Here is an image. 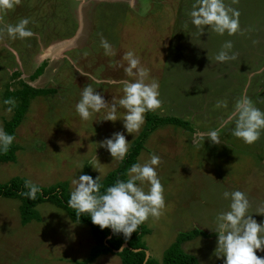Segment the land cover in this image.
<instances>
[{
    "label": "rangeland",
    "instance_id": "374dc122",
    "mask_svg": "<svg viewBox=\"0 0 264 264\" xmlns=\"http://www.w3.org/2000/svg\"><path fill=\"white\" fill-rule=\"evenodd\" d=\"M224 2L240 11L241 31L233 36L211 30L200 35L190 16L196 0H19L13 9L0 11V28L26 17L34 33L25 40L0 34V126L14 114V108L11 114L5 111L8 90L24 82L47 91L31 100L16 128L15 161L0 162V183L14 177L42 187L66 182L70 193L76 175L87 171L103 180L115 170L120 160L97 144L122 132L131 146L146 119L138 133L128 134L122 120H102L107 109L82 120L75 104L86 85L109 104L113 97L118 100L123 95L119 81L135 79L121 66H127L125 53L133 51L149 71L145 82L155 79L160 85L162 104L153 113L185 119L192 128L158 126L138 155L141 164L150 154L160 156L157 173L165 199L160 217L145 221L149 232L143 240L152 258L161 260L179 233L198 228L212 236H197L183 244L184 250L199 264H223L214 254L215 217L230 203L222 193L244 192L253 218L264 220L255 213L264 205V134L245 144L231 134L234 121L228 119L245 94L264 111V0ZM145 7L148 12L140 15ZM102 37L113 45L114 56L104 54ZM226 40L232 41L236 59L218 63L214 56ZM42 63V73L34 77ZM124 111L118 108V119ZM214 129L220 130V143L205 139L202 144L201 135ZM19 205L18 199L0 198V264H81L89 257L95 245L89 225L73 221L52 200L35 207L40 220L22 224ZM87 264L121 260L109 253Z\"/></svg>",
    "mask_w": 264,
    "mask_h": 264
},
{
    "label": "clouds",
    "instance_id": "9594fccd",
    "mask_svg": "<svg viewBox=\"0 0 264 264\" xmlns=\"http://www.w3.org/2000/svg\"><path fill=\"white\" fill-rule=\"evenodd\" d=\"M16 3H19V0H0V11L11 10ZM147 12L148 8L145 7L140 15ZM190 16L191 23L200 35L206 30L220 36L225 34L233 36L241 31L240 11L226 6L224 0H196ZM29 23V18H21L14 25L9 24L6 28H0V34L6 32L11 40L31 38L34 33L28 27ZM100 44L106 56L116 54L113 45L106 38L102 37ZM232 49V41L226 40L214 56L215 61L226 63L235 60L236 54ZM123 59L127 61V66L121 65L126 76L135 77L134 80L119 81L123 85V95L118 100L113 97L112 103L109 104L100 92L91 85H86L80 92L75 111L82 120H89L93 114L107 109L102 120L112 122L122 120L125 132L132 134L140 131L145 123L146 113L159 109L162 101L159 82L155 79L149 83L145 82L149 71L141 66L139 57L133 51H128ZM77 71L88 79L93 78L79 68ZM110 82L117 83L115 80ZM4 104L8 105L5 111L11 114L15 100L9 98ZM118 108L125 110L122 119H118ZM228 119L234 121L231 134L245 144L255 143L264 134V111L257 108L246 94L235 102ZM14 139V135L0 126V154L8 152ZM200 139L202 144L205 139L212 144H219L220 130H211L206 137L201 135ZM97 145L105 149L111 158L121 161L125 159L130 147L122 132L112 133ZM160 162L159 155L150 154V158L143 164L134 163L127 169L126 180L117 179L107 187L101 183L100 175L95 178L88 174L76 175L71 180L74 187L69 193L67 205L74 210L77 217L88 215L93 225L99 226L101 230L108 228L113 234H123L127 240L149 217L159 218L165 207L164 187L157 173ZM84 167L80 165L79 169L82 170ZM25 188L28 190L20 194L30 200H35L37 194L42 192L41 187L30 180L25 181ZM222 196L230 203L228 210L217 213L215 217L214 232L217 235L215 256L218 259L222 258L223 264H264V257H258L256 254L264 252V220L257 223L253 218V212L249 211V198L244 192L226 190ZM255 213L264 216V205L259 206Z\"/></svg>",
    "mask_w": 264,
    "mask_h": 264
},
{
    "label": "trees",
    "instance_id": "16d2710c",
    "mask_svg": "<svg viewBox=\"0 0 264 264\" xmlns=\"http://www.w3.org/2000/svg\"><path fill=\"white\" fill-rule=\"evenodd\" d=\"M68 34L69 33L65 36H68ZM44 66L45 63H42V65L35 69L32 75L34 77L39 76L42 73ZM21 85L22 86L16 90L7 91V98L15 100V107L13 116L5 121L4 129L6 132L14 136L16 134V128L21 124L28 111L31 100L39 95L47 93L44 89L35 88L24 82H21ZM168 124L192 130L189 121L185 119L183 120L177 116H160L153 112L146 113L145 126L139 136L132 142L125 159L122 161L120 160L118 167L109 172L107 176L101 180V183L107 187L113 184L117 179L126 180L128 178L127 169L132 164L137 163L138 155L143 149L144 142L149 134L158 126ZM17 149L18 147L13 141L8 152L0 154V162L5 163L15 161V151ZM84 174L91 175L87 171H84ZM91 176L95 178V176ZM25 181H27L25 178L14 177L6 183H0V198H15L20 200L19 209L22 224L29 223L31 220H40V216L35 210V207L45 200H52L54 203L64 208L73 221L89 225L95 239V245L92 248L89 257L81 262V264L90 263L103 254L113 253V250L118 249L124 242H127L128 247L124 248L120 253H117L120 257L121 264H199L198 259L194 255L186 253L183 250L182 244L197 236H212L201 229L181 232L164 250L161 261H157L149 256L146 262H144L145 252L148 248L143 237L149 232L145 222L131 234L130 238L125 240L123 234H113L108 228L101 230L99 226L93 225L88 215L77 217L74 210L67 205L69 193L66 182H61L49 187L40 186L42 192L37 194L35 200H30L26 196L20 194L21 192H26L28 190L25 188ZM101 191H103V188ZM108 236H110V238H108ZM136 249L138 250L135 251Z\"/></svg>",
    "mask_w": 264,
    "mask_h": 264
},
{
    "label": "water",
    "instance_id": "95a60500",
    "mask_svg": "<svg viewBox=\"0 0 264 264\" xmlns=\"http://www.w3.org/2000/svg\"><path fill=\"white\" fill-rule=\"evenodd\" d=\"M108 238H110V236H108ZM106 243V242H105ZM128 247V244H127V242H124L118 249H114L113 250V253H120L124 248H127ZM123 248V249H122ZM138 249H136L135 251H137ZM149 256H150V253H149V251L148 250H146V252H145V260H144V262H146V260L149 258Z\"/></svg>",
    "mask_w": 264,
    "mask_h": 264
},
{
    "label": "crops",
    "instance_id": "0c3cea01",
    "mask_svg": "<svg viewBox=\"0 0 264 264\" xmlns=\"http://www.w3.org/2000/svg\"><path fill=\"white\" fill-rule=\"evenodd\" d=\"M225 133H226L225 131H222V132H221V135H222L221 137H222V138H223V135H224ZM196 229H198V228H196ZM172 242H173V241H172ZM172 242H171V243H172ZM171 243H170V244H171ZM184 243H185V242H184ZM184 243H183V244H184ZM170 244H169V245H170ZM183 244H182V248H183ZM183 250H184V248H183ZM148 251H149V250H148ZM184 251H185V250H184ZM163 252H164V251H163ZM185 252H186V251H185ZM149 253H150V251H149ZM186 253H188V252H186ZM108 254H109V253H108ZM189 254H190V253H189ZM104 255H106V254H104ZM162 255H163V253H162ZM150 257H152V256H151V253H150ZM161 258H162V256H161ZM154 259L157 260V261H161V260H158V259H156V258H154Z\"/></svg>",
    "mask_w": 264,
    "mask_h": 264
},
{
    "label": "bare ground",
    "instance_id": "6f19581e",
    "mask_svg": "<svg viewBox=\"0 0 264 264\" xmlns=\"http://www.w3.org/2000/svg\"><path fill=\"white\" fill-rule=\"evenodd\" d=\"M51 56V55H50Z\"/></svg>",
    "mask_w": 264,
    "mask_h": 264
}]
</instances>
